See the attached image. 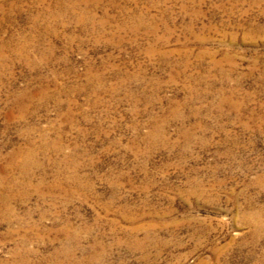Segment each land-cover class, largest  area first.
I'll return each instance as SVG.
<instances>
[{"label": "rangeland", "instance_id": "obj_1", "mask_svg": "<svg viewBox=\"0 0 264 264\" xmlns=\"http://www.w3.org/2000/svg\"><path fill=\"white\" fill-rule=\"evenodd\" d=\"M0 264H264V0H0Z\"/></svg>", "mask_w": 264, "mask_h": 264}]
</instances>
